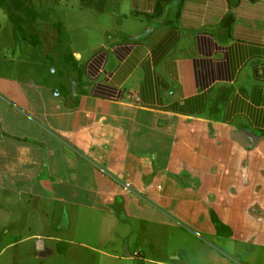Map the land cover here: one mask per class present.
Segmentation results:
<instances>
[{
  "label": "crops",
  "instance_id": "1",
  "mask_svg": "<svg viewBox=\"0 0 264 264\" xmlns=\"http://www.w3.org/2000/svg\"><path fill=\"white\" fill-rule=\"evenodd\" d=\"M116 17L86 50L70 38L57 86L0 51V255L70 257L137 220L264 264V0H130Z\"/></svg>",
  "mask_w": 264,
  "mask_h": 264
},
{
  "label": "rangeland",
  "instance_id": "2",
  "mask_svg": "<svg viewBox=\"0 0 264 264\" xmlns=\"http://www.w3.org/2000/svg\"><path fill=\"white\" fill-rule=\"evenodd\" d=\"M129 5L130 0H40L37 2L36 8L41 16L38 23L45 27L39 33L41 47H38L47 60L43 70L41 69L43 65H39L42 60L39 59L37 46L31 45L20 36L16 40L11 23L4 11L0 10V51L6 53V59L11 58L12 55L14 61L8 65V68H12L10 71L12 75L21 79L26 74L36 75L43 71L45 76H48V82L57 86L55 85L57 76L63 77L65 71L75 67L69 60L66 63L63 59L68 55L70 38L74 48L79 50H86L101 40H106L107 33L103 36L101 30L108 32L117 30L119 22L116 14L128 11ZM56 23L62 26L66 39L58 37L54 27ZM49 27L50 31L47 32ZM9 47H11V55L7 53ZM142 224L137 220H127L123 224L124 227L117 228L122 234L113 241H105L104 234L101 238H93L90 229L88 239L76 238L73 241L75 245L70 246L73 254L70 257L55 253L49 258H39L38 251L35 250V242L31 241L20 248L1 254L0 264H249L245 258V247L242 248L243 246L239 244L234 247L230 242L207 237L201 239L184 229L159 225L151 226L152 236L149 237L150 233L144 231L145 227ZM45 243L50 245L48 242ZM80 243L108 254L118 253V257H124V251H129L130 257L134 258L136 253L141 257L144 255L146 260L138 262L111 259L100 253H90L87 257L84 256L86 251ZM254 259L251 264H261L260 257L254 255Z\"/></svg>",
  "mask_w": 264,
  "mask_h": 264
},
{
  "label": "trees",
  "instance_id": "3",
  "mask_svg": "<svg viewBox=\"0 0 264 264\" xmlns=\"http://www.w3.org/2000/svg\"><path fill=\"white\" fill-rule=\"evenodd\" d=\"M40 0H0V10L4 11L7 19L11 23L12 31L16 40L20 36L23 40L29 41L31 45L41 47L39 33L44 30V26L38 23L40 13L36 8V3ZM60 39H66L64 30L59 23L54 25ZM50 31L47 30V32ZM62 37V38H61ZM67 63L71 59L68 55L63 58ZM215 226L218 225L215 217H212Z\"/></svg>",
  "mask_w": 264,
  "mask_h": 264
},
{
  "label": "built area",
  "instance_id": "4",
  "mask_svg": "<svg viewBox=\"0 0 264 264\" xmlns=\"http://www.w3.org/2000/svg\"><path fill=\"white\" fill-rule=\"evenodd\" d=\"M124 188H125V190H128L129 189V186L128 185H125ZM136 256H137V254H136Z\"/></svg>",
  "mask_w": 264,
  "mask_h": 264
}]
</instances>
